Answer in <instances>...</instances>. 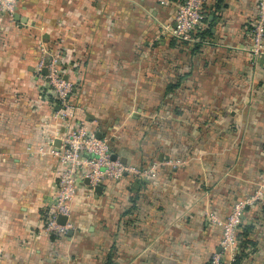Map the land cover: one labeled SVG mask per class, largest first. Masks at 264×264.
Here are the masks:
<instances>
[{
	"label": "crops",
	"instance_id": "crops-1",
	"mask_svg": "<svg viewBox=\"0 0 264 264\" xmlns=\"http://www.w3.org/2000/svg\"><path fill=\"white\" fill-rule=\"evenodd\" d=\"M177 3L20 0L12 19L0 13V264H210L222 238L212 216L250 199L240 225H253V244L239 243L234 264H264V53L250 51L257 0H222L208 13L213 37L196 50L163 32ZM41 43L79 78L64 119L52 117L37 71ZM81 120L128 164L159 168L105 180L100 192L79 184L75 229L49 236L42 227L60 167L50 151ZM174 159L188 163L166 164Z\"/></svg>",
	"mask_w": 264,
	"mask_h": 264
},
{
	"label": "built area",
	"instance_id": "built-area-1",
	"mask_svg": "<svg viewBox=\"0 0 264 264\" xmlns=\"http://www.w3.org/2000/svg\"><path fill=\"white\" fill-rule=\"evenodd\" d=\"M20 0H0V13L12 19ZM166 2V0H161ZM210 0H183L177 3L175 26L165 24L163 32L172 34L179 41H198L193 32L202 29L207 20L204 6ZM252 55L256 57L264 53V0H257V15L251 31ZM41 55L37 65V71L43 75L45 88L52 106L54 119L68 117L73 108L69 96L77 86L79 78L70 76L68 69L62 64L61 55L50 52L44 44H40ZM59 133V129L57 130ZM62 145L58 151L51 150L58 156L60 167L58 169V183L54 194L51 196L48 208V217L43 225V232L49 236H65L75 229V223L71 218L72 202L78 194L79 184L89 179L88 187L91 191L105 180H120L126 175L133 179L149 178L153 176L159 163L155 162L146 168H138L135 165L123 162L119 157L112 158V151L108 139L99 138L96 129L91 123L81 120L71 128L70 132L61 137ZM40 152H45L39 149ZM188 162L182 159L169 160L166 164L174 167H182ZM264 186V183H263ZM252 203V199L238 201L231 212L225 218L212 220L222 228L220 251H215L210 258V264H234L239 249L238 231L245 207ZM66 216L64 222L58 217Z\"/></svg>",
	"mask_w": 264,
	"mask_h": 264
},
{
	"label": "trees",
	"instance_id": "trees-1",
	"mask_svg": "<svg viewBox=\"0 0 264 264\" xmlns=\"http://www.w3.org/2000/svg\"><path fill=\"white\" fill-rule=\"evenodd\" d=\"M174 1H178V2H182L183 0H174ZM222 0H217L216 3H214V5H212V7L210 5H205L204 9L208 15L206 23L208 22V26H206L205 28L203 27L202 29H197L193 32V36L195 38L198 39V41L195 42H189V41H179L180 44H183L184 46H187L189 49L191 50H196L199 48V44L202 43V41L204 39H206L207 37H213L212 35V29H211V21L209 18V14L211 13L210 11H212L213 13L215 12V9L220 8V4H221ZM206 25V24H205ZM253 225L252 224H242L239 226V231H238V239H239V243L240 246L243 247H247L249 244H253V241L251 238H249L248 236H250L249 234H252L253 232ZM53 237H60L57 235H54ZM241 255L243 254H237V258L236 261L239 260V258L241 257ZM235 263V262H234Z\"/></svg>",
	"mask_w": 264,
	"mask_h": 264
},
{
	"label": "water",
	"instance_id": "water-1",
	"mask_svg": "<svg viewBox=\"0 0 264 264\" xmlns=\"http://www.w3.org/2000/svg\"><path fill=\"white\" fill-rule=\"evenodd\" d=\"M16 16L18 17V15H16ZM43 70H44L45 73L47 72L46 68H44ZM97 136H98L99 138H101V134H100V133H97ZM59 143H60V140L57 141V144H59ZM118 157H119L118 154H116V153H112V158H113V159H117ZM119 158H120L123 162H126V163H127V159H126L125 157H119ZM85 183H89V179H85ZM135 186H138V185H135ZM101 189H102V184H101V183L98 184V185L95 187V191H96V192H100ZM58 220H59L60 222H64V221L66 220V216H62V215H60V216L58 217ZM68 233H69V234H72V231H69Z\"/></svg>",
	"mask_w": 264,
	"mask_h": 264
}]
</instances>
